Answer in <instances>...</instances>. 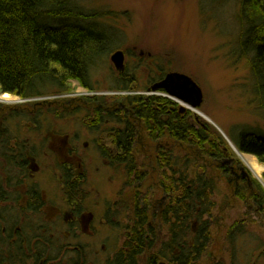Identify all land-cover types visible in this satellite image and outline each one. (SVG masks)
<instances>
[{
	"label": "trees",
	"instance_id": "1",
	"mask_svg": "<svg viewBox=\"0 0 264 264\" xmlns=\"http://www.w3.org/2000/svg\"><path fill=\"white\" fill-rule=\"evenodd\" d=\"M80 10L73 0H0V94L8 93L22 99L61 95L71 90L73 81L90 89L85 79L91 66L119 44H114L113 38L102 29H96L93 19L99 17L97 13L87 14ZM236 20L240 30L238 48L246 57L252 56L248 57V67L256 79V91H262L264 83L259 79L264 80V0H240ZM142 64L149 75L146 91L169 72L157 61ZM130 74L126 69L118 73L113 81L116 87L112 88L136 89L132 87L135 76ZM126 104L140 124L126 116L125 130L113 131L115 136H120L115 143L122 154L118 161L125 164V183L127 186L138 182L150 186L153 174H157L159 187L164 193L172 190L173 198L160 209L161 219L149 223L147 205L142 203L139 192L134 196L128 192L137 220L132 230L126 225V251L116 255L113 264H200L211 242L213 196L218 182L209 169L222 178L214 160H222L226 153L229 154L227 143L197 117H194L196 124L188 122L190 111L180 113L178 105L166 97L129 95ZM81 110L86 118L91 112L87 107ZM135 124L142 127L143 135L150 142L164 138L172 140L173 156L164 148L165 152L156 156L155 165L135 159L130 153ZM234 144L238 151L253 155L264 167L262 137L254 133L241 134ZM151 164L153 170L149 169ZM249 177L254 193L259 195L251 196V201L261 206L264 191L250 173ZM240 189L238 197L244 200L247 190L242 186ZM154 223L158 228H154ZM158 223L167 232V239L152 247L159 239ZM242 230L241 225L233 223L225 233L230 248L229 264H258L264 259L263 251H260L263 256L253 260L252 251L241 255L235 248Z\"/></svg>",
	"mask_w": 264,
	"mask_h": 264
},
{
	"label": "rangeland",
	"instance_id": "2",
	"mask_svg": "<svg viewBox=\"0 0 264 264\" xmlns=\"http://www.w3.org/2000/svg\"><path fill=\"white\" fill-rule=\"evenodd\" d=\"M73 1L75 6L81 9L80 11L87 14L97 13L99 17L93 19L97 26L96 29H102V32L113 38L114 44L119 45L117 49L112 50L106 57L102 56V59L91 66L85 79V83L90 89L85 90L74 81L71 90L62 94V98H60L62 102L63 100L70 101L72 99L70 95L88 93V91L96 93L106 90L116 93V95L107 96L106 102H113L116 97H127L133 95L132 93L148 96L146 88L149 75L147 70L143 69L142 63L157 61L166 71L183 73L196 82L202 93V104L198 109L201 116L197 117V120L209 125L227 143L230 156L244 168L247 167L246 171L253 179L257 182L260 180L262 185L264 184L263 165L259 164L252 155L261 168L256 175L229 146L236 148L234 143L241 134L254 133L264 139V89L256 91V79L250 74L248 67V59L252 56L246 57L238 48L240 30L236 16L240 0ZM116 50L123 51L125 69L131 73L130 75L135 76L136 80L132 87L136 89L133 91H120L117 88H111L116 87V83L113 81L118 72L110 62V55ZM259 81L264 83L262 78ZM56 95L58 94L43 96L51 98L46 101L42 99L43 97L35 98L37 100L29 98L28 101H25L15 95H1L0 122L2 121L4 123L2 125L8 126L11 135L35 136L39 135L44 128L45 131L47 129L55 131V118H60V129L63 134L74 131L80 139L87 142L92 141V133L87 129L88 125H85L84 110L77 111L75 115L64 112L65 114L55 117L53 108L49 112L44 108L38 109L37 114L33 115L32 113L36 111L30 114L29 111L32 110L27 111L25 108L18 107L24 102L32 105L60 101L54 99ZM4 96H7V100L11 98L13 101L2 102L5 99ZM185 108L189 110H185L183 113L191 109L186 104ZM192 112H190L188 122L195 123V115ZM33 118L36 120L35 122ZM23 123L29 125L28 132ZM142 142V147L137 146L140 149L137 159L139 162L144 160L155 165L154 148L150 144L148 145L144 139ZM95 157L94 154L92 157V153L88 152L85 159L90 170L87 182L91 184L93 183L92 178L98 177L97 180L100 183L96 188L100 190L101 198L112 202L118 195L120 199L128 201V192L131 188L127 185L123 186V175L119 169H107L105 167L107 164ZM207 166L211 168V166ZM97 168L98 171H96ZM209 170L218 182L213 196L215 210L212 215L211 242L200 259V264H218L219 262L229 264L230 248L225 241V233L233 223H238L243 227L235 242L238 254L243 255L245 252L252 251L255 254L253 260L259 255L263 256L260 251L264 252V202L259 207L249 199L248 201L239 200L233 194L232 186H229L223 178L216 177L213 170ZM167 172L170 173L168 170ZM153 177L150 186L137 184L136 192H139L142 203L147 205V214L153 213V221L158 222L161 219V210L153 209V206H156L155 202L161 199L162 205L165 207L173 196L172 190L169 193H164L159 187L160 178L157 174H153ZM263 186L261 187L264 191ZM245 194L247 195L246 192ZM129 204H132V200L125 204L127 212ZM123 223L110 226L113 232L107 236L115 238L110 245L111 248L114 243L121 248V243L126 240L124 231L120 228ZM153 225L154 228H158L157 223ZM158 225L160 228L157 233L159 239H156L152 247L160 245V241L167 239V232L159 223ZM258 264H264V259Z\"/></svg>",
	"mask_w": 264,
	"mask_h": 264
},
{
	"label": "flooded vegetation",
	"instance_id": "3",
	"mask_svg": "<svg viewBox=\"0 0 264 264\" xmlns=\"http://www.w3.org/2000/svg\"><path fill=\"white\" fill-rule=\"evenodd\" d=\"M109 95L116 93L106 90L75 93L70 95V101L63 100L64 103L60 100L61 94L54 97L60 101L32 105L24 102L18 106L32 110L30 114L34 111L37 114V110L42 108L49 112L53 108L55 117H59V113L63 115V112L75 115L87 107L91 112L84 120L93 136L90 142L80 139L74 131L63 134L60 118H55V131H45L44 128L35 136L11 135L8 126L0 122V264H113L116 255L125 253L126 240L121 243V248L115 243L111 248L115 238L107 235L113 232L110 226L116 223L125 222L120 227L125 237L127 224L132 230V223L137 220L133 201L127 212L125 204L129 201L120 199L118 195L112 202L101 198L100 190L96 188L100 183L98 177H93L91 184L87 182L90 170L85 159L89 152L92 157L94 154L95 158L106 163L107 169L118 168L123 175V186H126L125 164L118 161L122 158L116 144L120 136H115L113 131L125 130L126 116L134 123L137 118L128 108L126 96L114 97L113 102H106ZM153 95L160 96L159 93ZM42 99L46 101L51 98ZM23 125L28 132L29 125ZM137 127L134 125L130 151L135 159L140 152L137 146L142 147L143 139L154 148L155 158L158 153L165 152L164 148L169 156H173L172 140L164 138L150 142L143 135L142 127ZM122 140L125 141V138ZM214 161L219 163L217 168L221 177L232 186L236 197L240 193V186L247 190L244 200L251 201V196L258 195L254 193L246 169L230 154L226 153L225 158ZM152 164L149 169L153 170ZM137 184L141 183L130 186L132 196ZM155 204L154 210L163 207L161 199ZM153 218V213L147 215L149 223Z\"/></svg>",
	"mask_w": 264,
	"mask_h": 264
},
{
	"label": "water",
	"instance_id": "4",
	"mask_svg": "<svg viewBox=\"0 0 264 264\" xmlns=\"http://www.w3.org/2000/svg\"><path fill=\"white\" fill-rule=\"evenodd\" d=\"M110 62L114 66L117 72H122L124 70V53L121 50H116L110 55ZM158 90H163L166 92V97L171 98L175 101H180L182 104H188L191 107V111L200 117L201 113L198 112V107L202 103V93L198 85L187 75L169 72L167 73L162 80L153 84L148 92L154 93ZM180 112L184 111V107L181 105L179 108ZM205 121H207L205 119ZM233 152L238 157L237 151L229 145ZM237 150V149H236ZM246 167V166H245ZM244 168V167H243ZM247 168V167H246ZM250 172V171H249ZM264 173V172H263ZM258 182L262 185L260 180ZM264 188V186H263Z\"/></svg>",
	"mask_w": 264,
	"mask_h": 264
},
{
	"label": "bare ground",
	"instance_id": "5",
	"mask_svg": "<svg viewBox=\"0 0 264 264\" xmlns=\"http://www.w3.org/2000/svg\"><path fill=\"white\" fill-rule=\"evenodd\" d=\"M10 95V94H8V93H5V94H3V95ZM4 100L2 101V102H4V103H7V101H13V99H6L7 98V96H4ZM235 149V151H237V153H238V155H239V157L242 159V161L249 167V169H252L253 170V172L257 175L259 172H260V166L258 165V163H257V161H256V159L253 157V156H251V155H248V154H243V153H240L238 150H236V148H234ZM264 185V184H263Z\"/></svg>",
	"mask_w": 264,
	"mask_h": 264
}]
</instances>
